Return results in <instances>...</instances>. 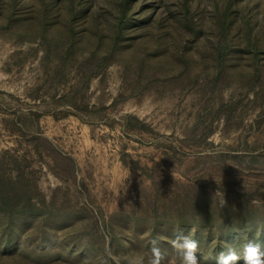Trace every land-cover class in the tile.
Instances as JSON below:
<instances>
[{
  "label": "rangeland",
  "instance_id": "rangeland-1",
  "mask_svg": "<svg viewBox=\"0 0 264 264\" xmlns=\"http://www.w3.org/2000/svg\"><path fill=\"white\" fill-rule=\"evenodd\" d=\"M178 234L264 243V0H0V264Z\"/></svg>",
  "mask_w": 264,
  "mask_h": 264
},
{
  "label": "clouds",
  "instance_id": "clouds-1",
  "mask_svg": "<svg viewBox=\"0 0 264 264\" xmlns=\"http://www.w3.org/2000/svg\"><path fill=\"white\" fill-rule=\"evenodd\" d=\"M150 253L147 264H167L164 251L160 247V241H150ZM172 246L179 257V264H201L197 253L200 250V242L190 235L178 234L172 240ZM264 264V243L256 240H247L240 245L229 244L225 250L215 256V264ZM133 264H144V258L138 257Z\"/></svg>",
  "mask_w": 264,
  "mask_h": 264
}]
</instances>
